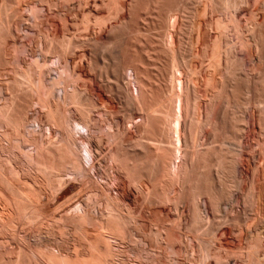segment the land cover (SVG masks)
<instances>
[{
    "label": "bare ground",
    "instance_id": "bare-ground-1",
    "mask_svg": "<svg viewBox=\"0 0 264 264\" xmlns=\"http://www.w3.org/2000/svg\"><path fill=\"white\" fill-rule=\"evenodd\" d=\"M36 1L41 6L42 4L47 5L46 10L53 11L52 13L55 14V18L52 19H56V15H61L59 14V10L63 12L64 7L67 12V14L65 13V18L68 19L66 16H69V18L75 16L73 18L77 26H79L77 22L81 19L83 22H81V25L84 26L82 28L85 33L83 32V37H81L78 33L79 31L75 34L76 31L74 32L73 30L74 34L72 33L73 35L69 36L71 33L67 34L69 30L65 28V25L61 31L58 26L59 24L55 25V23L53 25V21L51 23L53 30H50L51 32L53 31L51 36L58 43H55L56 45L54 46V41L52 42V39H49L52 42V46L47 45L49 46L47 47V52H44L47 53L45 54L46 56L42 51L41 54L39 53L40 55L38 54L42 57L41 62L38 61L40 57L37 59L33 58L36 60L34 67L37 69L39 67L41 68L42 64L43 66L49 64L50 67V62L54 61L52 63H55V65L59 63L60 67L61 65L63 66V71L65 70L64 74L67 72L70 75L79 68L78 66L75 70V65L74 71H66L65 69V67L69 69L72 66L71 59L74 57L72 56L74 50L77 52V48L83 49V46L86 47L88 45L86 43H89V48L91 47V50H89L91 52V61H88L90 64L88 66L91 70L89 72L92 73L90 74L84 68L82 69L84 65L81 61V69L75 73L80 76L83 82V88L80 87L78 89V85L75 84V77L72 80L73 76L71 78L67 76L65 82L66 77H64L65 79L62 77L64 74L58 72L60 69L59 66L57 69V74L59 73L57 76L58 79L53 77L54 80L48 83L45 79L49 74L46 77L44 74L48 73L49 67L45 72L38 70L39 72H36L38 78L36 77L34 79L35 75L33 76V72L35 69H32L33 63L30 67H26L25 71L21 67V64H18L21 67V69L19 67L21 72L19 73V70H16L15 74H17L16 72L19 73L17 76L12 72L15 75L13 78L17 77V80H14L15 83L12 81L15 85H11L15 89L12 90L9 88V83V86L6 87L15 93L16 91L17 93L24 91L22 95L17 94V96L19 95L25 98L26 96L27 98L31 97L32 100L29 98L26 99L27 101L30 100L28 104L30 102L34 103L33 98L37 96L38 102L36 104L38 103L39 107L45 111L44 113L46 115L44 113L43 115L47 119L45 122L39 119L44 123L36 119L38 115L34 117L35 119H32V116L30 117L28 113V106L31 107L33 104L31 106L27 105L25 98L15 97V99L13 93L11 94L13 101L8 103L6 102L8 100L7 93L5 95L6 98L3 99L5 104L2 103L4 105L0 107V120L4 119V121L2 120L5 122L4 124L8 128L10 127L9 130L12 129L14 141L22 143L21 146L28 144L29 147H33L31 152L26 149L29 153L25 156L27 159H24L30 162L34 161V163L39 162L40 164L43 162L39 166L36 165V170L38 171L39 167V171L42 172L44 177L47 176V173L48 175L52 173V176L58 177L59 180H61V174L59 173L67 166H71L70 168H73L72 171L80 172L85 169L83 165L85 167V162H87V164L89 163L91 165H88L90 170L94 169L95 161L102 152L104 153L101 149L103 148L105 140H107L108 143L114 144V147L115 145L117 146V150L110 157L113 164L117 165L120 169L117 168L116 171H121L120 173L114 171L118 174L116 176L111 174V177L114 176V181L118 182L121 177L120 175H122L124 179L126 178L128 180L130 186L132 185L142 195L145 194L144 206L140 207V210L137 209L139 210L137 214L136 211L132 210L130 202H128V196L127 194L124 195V191L123 197L118 196L120 198L114 199L106 198L103 202L99 196V201L102 203H96L99 198L97 197L98 199H96L95 197L94 199L97 200L95 204H93V201V205L89 202L90 204L86 205V208L81 204L76 205L74 212L80 214L77 213L76 222L73 221L74 219L72 221L75 225L77 223L81 231V237L83 236L85 238L81 241H85L86 243L87 239L92 246V249H90L92 252L90 251L91 254L89 255L91 264H113L116 261L118 264H127L126 257L128 256L125 255L126 252L124 253V251L118 249L121 247L120 244L123 245L125 241L133 244L136 243V245L138 244L140 248H131L130 253L133 256L136 255L144 259L146 264H156L161 259L166 260L164 262L166 264H188L189 262L192 264H229L233 260L240 262V264H264V0ZM36 7L33 6L31 9H37L38 7ZM38 9L37 11H39ZM34 10H31V12L33 15L36 14L35 17L37 16L39 18L40 16L38 15L43 14L41 13L43 9L42 11L40 9V13ZM49 10H47V14L50 13ZM30 16L32 17L31 14ZM51 16L54 15L52 14ZM124 16L128 17L125 18ZM241 16L244 20L240 19ZM17 18L19 19V16ZM65 18H61L63 19L62 21H66ZM15 23H18V21ZM47 23L45 22V24ZM67 23H70L69 19ZM113 23H118V25L112 26ZM1 25H3V22ZM61 25L63 26V24ZM73 25L75 24L73 23ZM109 25L112 28H110L108 39H106L107 41L105 43L93 38V35L91 36L94 28L99 27V31L103 32L105 29L107 30ZM4 26L0 28L2 29ZM70 26L69 29L78 30L76 26H73L74 28H72V24ZM64 28L68 30V32L65 30L66 34L63 33ZM5 29L8 30L7 27H4L2 29L3 31L0 32L7 31ZM50 31L48 32L50 33ZM7 33L0 35L3 37L4 35L8 36L9 34ZM3 37L0 38L4 41L5 45L7 38L5 39ZM32 37L34 36L32 35ZM47 37L49 38V36ZM28 41L31 40L28 39ZM51 42L48 41L47 43L50 44ZM2 48L4 49L5 47ZM24 50L27 49L25 48ZM27 51H24V53ZM71 51L72 54L70 53ZM105 51H109L110 53L109 62L105 61L102 57ZM79 54L78 56H81ZM240 54L243 56L241 57ZM0 55L2 54L0 53ZM16 57L17 55L15 59H17ZM2 58L0 59L2 60ZM55 59L57 60L55 61ZM5 63L1 64L4 65ZM17 63H20V61ZM75 64L78 65V62ZM245 64H248V68L245 67ZM6 67L9 66L6 65ZM53 72L55 71L53 70ZM68 78L72 80V86L70 82H67L69 80ZM93 79L97 80L98 87L111 98L110 100H116L118 102L120 113L116 112V114L118 115L119 113L121 118H114L113 115L116 116L114 114L116 110L112 109L114 107H111V102L103 100L102 97L100 100H96L94 86L91 84ZM49 80H51V77ZM76 81L78 82V80ZM64 83L65 85L66 83L70 84L61 86L62 88H60V85H64ZM68 86L70 90L71 87L73 89L70 91L71 93L68 91ZM23 88H27V91L25 89L22 90ZM59 88L62 91L61 99L57 94L58 90H60ZM8 92L11 93V91ZM26 92L28 93L27 95L25 94ZM33 94L34 97H32ZM62 104L70 107L65 108L67 109L65 113L61 110ZM26 108H28V111ZM71 108H74V110ZM95 115L100 116L102 119L103 117L108 119L106 121L107 123L109 121L107 124L108 127L106 126L108 130L105 133L106 135H104L107 136V139L103 136L102 127L97 125ZM2 124H0L1 127L4 126ZM35 124L41 130L39 131L42 135L40 136L41 138H43V135L50 137L54 131L58 135L54 139L57 140L60 136L61 141L59 142L61 144L58 145L59 143H56V147L55 145L51 146L52 148L54 147L52 149L49 145H52L56 141L47 142L49 144L46 150L42 143L48 138L47 136L44 137L45 139L43 138L42 142L40 141L42 140L41 138L38 140L36 139L38 137L35 136L27 139L25 136L26 132L30 134V137L31 134L36 133ZM32 127L33 132H30L29 129H32ZM115 128L116 132L114 131ZM5 132H2L3 134L1 133L2 136L7 133ZM10 132L4 136L3 140L8 139L6 141H9L7 137ZM136 134L137 136H135ZM251 138L257 141V152H254L253 149L255 147L252 149V145H250L249 141ZM50 141H52L51 137ZM47 144L45 143L46 146ZM15 149H11V151ZM106 156H103V158H106ZM6 161L7 159L4 162ZM7 163L9 167L10 165L12 166L11 163ZM44 163H48L46 164V168H44ZM49 164L50 166L48 167ZM53 165L59 166L55 167ZM62 167L63 170L61 169ZM238 167L241 169L240 172H238ZM11 168L8 170H12L9 173L14 178L15 173L12 174V172H15L17 169L14 168V171L13 166ZM109 168L111 169L112 167L109 166ZM87 170L83 171L86 173ZM83 171L80 173L82 174ZM0 172L2 173V171ZM17 173L19 172L17 171ZM49 177L51 178L50 175ZM5 178L7 179L6 176ZM53 179L55 180V178ZM58 179L57 181L59 182ZM52 180L49 181L52 182ZM57 181H54V187L57 185H55V182L58 183ZM35 183L37 184V182ZM115 185L117 184L115 183ZM1 186L4 185L2 184ZM58 186L60 187V182ZM94 187L96 188L95 185ZM97 187H99L98 184ZM109 187L105 188L109 189ZM7 188L10 190L9 187ZM60 189L62 190L61 187ZM8 193L10 195V192ZM16 193L20 194L17 191ZM37 197L40 198L39 194ZM42 197L44 199V196ZM43 199L41 198V200ZM20 201L23 202L24 199ZM8 202H6V205H8ZM14 202L12 201V203ZM10 204L9 202V207L11 206ZM96 204L98 205L96 206ZM28 205L26 206L27 208ZM89 205L91 207H103V210L101 209V211L98 207L100 211H98L99 215L96 216V207H94L95 209H89L91 208ZM21 206L24 207L22 203ZM162 206L164 209H161ZM16 207L18 206L16 205ZM29 207L31 206L29 205ZM15 209L16 211L18 209L20 212L19 207ZM237 209L239 210V216L236 217L238 214L235 217L232 216L237 212ZM186 210L188 214H186ZM26 211L27 209L21 213H25ZM37 211L39 212V210ZM19 212L18 214H21ZM3 216H1L2 219ZM35 217L37 219V216ZM35 217L33 216V218ZM33 218L31 219L33 220ZM10 219L5 220L10 221ZM27 219L25 220L28 223L33 222L31 219V221ZM8 221L7 224H9ZM58 221L60 223L62 219L60 218ZM22 223L24 225V222ZM60 224L62 225V222ZM9 225L13 226V224ZM86 225H90L91 227L94 225V227H98V229L95 228L98 231L95 232L93 230L94 234H91V231L89 232L90 226L87 229ZM78 227H76L77 230ZM137 227L142 230H138L141 232V235H138ZM233 233L234 236H237L235 238L238 240V243L241 244L238 247H231L228 243ZM23 235L25 236V234ZM149 239L152 240L153 245H156L154 249L150 248L152 243L150 244L151 240L149 241ZM85 243L84 245H86ZM88 246L91 248L89 244ZM36 253L42 256L45 251L43 253L42 251ZM130 253L128 252V254ZM58 255L52 254L46 257L45 254L44 257L48 258V260L50 259L51 264H80L81 261H84L81 259L79 261L80 263H78L79 258L77 259V257V261H75V259L72 260L66 256L62 257V254ZM44 257L43 259H45ZM20 258L16 260L19 261ZM90 262H86V264H90ZM141 262L143 263V261ZM14 263L16 264V262ZM17 264H22V261ZM48 264H50L49 261Z\"/></svg>",
    "mask_w": 264,
    "mask_h": 264
},
{
    "label": "rangeland",
    "instance_id": "rangeland-1",
    "mask_svg": "<svg viewBox=\"0 0 264 264\" xmlns=\"http://www.w3.org/2000/svg\"><path fill=\"white\" fill-rule=\"evenodd\" d=\"M15 1V2H14ZM17 1V2H16ZM34 0H0V27L1 26H4V25H6V26H4L5 28L7 27L8 28V30L7 29H5V30H7V31H4V32H0V34H4V33H6V32H8L7 34H9L8 36L7 35H4V37L2 36V35H0V37L2 38H7V40H5V42H6V46L4 45V41L1 39L0 40V53L2 54V55H0L1 57L0 58H2V60H3V62H1L2 60L0 59V65H1V67H0V107L1 106H3L4 104H5V102H4V98H6V96L5 95H7V93H8V95H7V99L9 100H5L6 102H8V103H11V101H13L12 99H13V96H14V98L15 97H21V98H25V97H22V96H19V95H22L23 94V92L24 91H19V92H22V93H17V91H16V93L15 92H13L12 90H14L15 88H13V87H11V85H15L14 83H15V81L14 80H17V77L16 78H13L15 75L17 76L20 72H21V67L22 68H24V71L26 70V67L28 68V66L30 67L31 66V64L33 65V67H34V62H36V60H34L33 58H39L40 56V54H41V51H42V53L45 55V54H47V53H44V52H47V47H49V46H52V42L54 41V46L58 43V41H56V40H53V37L51 36L52 34V32L50 31V30H53V26H52V24L54 25L55 23V25H58L59 26V28H60V30L62 31V27H64V25H65V28L66 29H68L69 30V32H68V30H66L65 28H64V30H63V33L64 34H66V31L68 32L67 34H69V33H71V34H69V36H72L73 34H74V32L76 31V33L75 34H77V31H79L78 33H79V35H81V37H83V35H82V33L84 32V30H83V28H84V26L83 25H81V19L77 22V24H79V26H77L76 25V22L74 21L75 19L73 18V17H75V16H71V18H69V16H66L68 19H69V22L72 24V28H74L73 26H76L77 27V29L78 30H76V29H69L71 26V24L70 23H67V21H68V19H66L65 18V15L67 14V12H66V10H65V8L63 7V12H62V10L60 11L59 10V14H61V15H56V19L58 20H56V19H52V18H55V14L54 13H52L49 9H47V10H49V12L51 13V15L53 14L54 16H51L50 15V13H46L47 12V10L45 9V8H47V5H45V4H42V6H43V8H42V6H41V4L38 2V1H36L35 0V2H33ZM24 2V3H23ZM7 3V5H5V4ZM21 3V4H20ZM26 3V4H25ZM31 3V4H30ZM36 3H37V7L38 8H40L41 9V11H42V9H43V11L41 12V13H43V14H41V15H43V16H41V15H38V16H40L39 18L37 17H35V15H33V13L31 12V10H34L35 8H33V9H31V7H33V6H35L36 7ZM14 4H16V5H14ZM30 6H29V5ZM34 4V5H33ZM40 4V5H39ZM5 6V7H4ZM8 7V9H7V7ZM15 6V7H14ZM41 6V7H40ZM36 7V8H37ZM7 10H6V9ZM37 8V9H38ZM62 8V7H61ZM12 9V10H11ZM24 9V10H23ZM28 9V11H26V10ZM31 9V10H30ZM37 9H35L34 11H37ZM40 9H38L39 11H40ZM45 9V10H44ZM22 10V11H21ZM14 11V12H13ZM17 11V12H16ZM33 11V12H34ZM39 11H37V12H39ZM8 14H7V13ZM36 12V13H37ZM62 12V13H61ZM6 15H5V14ZM12 13V14H11ZM32 15V17L30 16V14ZM35 13V12H34ZM40 13V12H39ZM38 13V14H39ZM66 13V14H65ZM62 14H63V16H62ZM15 15V16H14ZM50 15V16H49ZM19 16V19L17 18ZM22 17V18H21ZM29 17H31V18H33V19H31V18H29ZM35 17V18H34ZM51 17V18H50ZM125 18L126 17H128V16H124ZM2 18V19H1ZM14 18V19H13ZM43 18H45L44 20H42ZM59 18V19H58ZM61 18H65L66 19V21H62L63 19H61ZM244 18V17H243ZM13 19V20H12ZM37 19H39V20H37ZM240 19H242V16H241V18ZM15 20V21H14ZM20 20V21H19ZM33 20V21H32ZM42 20V21H41ZM47 20V21H46ZM242 20H244V19H242ZM3 22V25H1L2 24V22ZM18 21V23H15V22H17ZM39 21V22H38ZM47 23V24H45V22ZM54 21V23H52ZM7 22V24H5ZM32 22V23H31ZM33 22H35V23H33ZM63 22V23H62ZM64 22H66L67 23V26L69 25V27H67L66 26V23H64ZM11 25H10V24ZM20 23V24H19ZM24 23H26V24H24ZM50 23V24H49ZM52 23V24H51ZM73 23L75 24V25H73ZM83 23V22H82ZM16 24H18L17 26H18V29H17V26H16ZM30 24V25H29ZM32 24H34V25H32ZM38 24H39V26H38ZM61 24H63V26L61 25ZM11 26V28H10V26ZM28 25V26H27ZM48 25V26H47ZM115 25H118V23H113L112 24V26H115ZM48 28H47V27ZM51 26V27H50ZM61 26V27H60ZM111 25H109V27H107V30L105 29L103 32H100L99 31V27H96V28H94L92 31V34H91V36L93 35V38H95V39H97L98 41H101L102 43H105L107 40L106 39H108V33H109V31H110V28H112V26L110 27ZM4 27H2V29L4 28ZM27 27H30V28H27ZM33 29H32V28ZM39 27H41L40 29H39ZM45 27H46V29H47V31H46V29H45ZM75 27V28H76ZM83 27V28H82ZM37 28V29H36ZM1 28H0V31H3ZM15 29V30H14ZM32 29V30H31ZM97 29V30H96ZM35 30V31H34ZM42 32H41V31ZM45 30V31H44ZM66 30V31H65ZM72 30V31H71ZM73 30H74V32H73ZM34 31V32H33ZM37 31V32H36ZM48 31H50V33L48 32ZM65 31V32H64ZM98 31H99V33H100V35H99V33H98ZM41 32V33H40ZM49 34H48V33ZM80 32H81V34H80ZM20 35H19V34ZM40 33V34H39ZM42 33H43V35H42ZM73 33V34H72ZM85 33V32H84ZM83 33V34H84ZM34 36V37H32V35ZM46 34H48L47 36H49V38L46 36ZM31 35V36H30ZM78 35V36H79ZM38 36V37H37ZM40 36V37H39ZM52 38H51V37ZM14 37V38H13ZM9 38V39H8ZM13 38V39H12ZM47 38V39H46ZM27 39V40H26ZM28 39H30L31 41H28ZM33 39V40H32ZM45 39V40H44ZM49 39H52V42H51V40H49ZM14 41V42H13ZM16 41V42H15ZM51 42L50 44H48L47 42ZM56 41V42H55ZM27 45H26V44ZM56 43V44H55ZM31 44V45H30ZM38 44V45H37ZM86 44H88V45H86ZM86 44H84V45H86V47H84L83 45V49H79V48H77L78 50H77V52H76V50H74V52H73V54H72V51L70 52L71 54H72V56H74V57H72V66H70V68L69 69H67L66 67H65V69H66V71L67 70H71V71H74V66L76 65V68H75V70L78 68V66H79V68L76 70V71H78L79 69H81V66H82V62H83V65L84 66H82V69L84 68V70L86 71V72H88V73H92V72H89V71H91L90 70V64H89V62L91 61V52L89 51V50H91L90 48H89V46H90V44L89 43H86ZM4 45V46H3ZM35 45V46H34ZM47 45H49V46H47ZM36 46H37V48H36ZM46 46V47H45ZM2 47H5L4 49L2 48ZM31 47H32V49H31ZM34 47H35V49H34ZM1 48H2V50H1ZM27 49V50H24V51H27L26 53H24V51H23V49ZM46 48V49H45ZM86 48H87V51H86ZM31 49V50H30ZM7 50H8V52H7ZM22 50V51H21ZM21 51V52H20ZM30 51V52H29ZM17 52V53H16ZM20 52V54H18ZM23 52V54L25 55L26 54V56H24L23 54H21ZM40 53V54H39ZM77 53V54H76ZM80 53V54H79ZM82 53H83V55L85 56L86 55V57H84L83 55H82ZM4 54V55H3ZM35 54V55H34ZM39 54V55H38ZM78 54L79 55H81V56H78ZM90 54V55H89ZM17 55V59H15V56ZM19 55H20V58H19ZM33 55V56H32ZM44 55H42V56H44ZM77 55V56H76ZM110 53H109V51H105V52H103V58H104V60L105 61H107V62H109L110 61ZM7 56H8V58H7ZM26 58H24V57ZM37 56V57H36ZM46 56V55H45ZM44 56V57H45ZM240 56H241V54H240ZM243 56V55H242ZM241 56V57H242ZM6 57V58H5ZM31 57V58H30ZM70 57H71V55H70ZM76 57H78V58H76ZM80 57V58H79ZM82 57V58H81ZM4 58H5V60H4ZM52 58H54L53 56H52ZM73 58H74V60H73ZM87 60H86V59ZM85 61H84V60ZM88 59H90V60H88ZM14 60V61H13ZM15 60H16V62H15ZM52 60H54V59H52ZM57 59H55V61H56ZM8 61V62H7ZM20 61V63H17V62H19ZM39 62H41L42 61V57H40L39 58V60H38ZM80 61V62H79ZM82 61V62H81ZM87 61V62H86ZM89 61V62H88ZM4 62H6L5 64L7 65V66H12L13 67V69H12V67H6V65L4 64V65H2L1 63H4ZM52 62H54V61H51L50 62V67H49V64H47V65H45V66H43V64H42V66H41V64H40V66H41V68L43 67V69H41L40 67L37 69V68H33L32 67V69L34 70L35 69V71L33 72V76H34V79H36V77L38 78V76H36V75H38L37 73L39 72L38 70H41V71H46L47 70V68L49 67V69H48V73H45L44 74V76L46 77L48 74L50 75V77H51V80H49L50 79V77H49V75L46 77V81L48 82V83H50L52 80H54V78L55 79H58V74L59 73H62V74H64V71H63V66L61 65V67L59 66L60 64L58 63H56V65H55V63H52ZM77 63L78 62V65L77 64H75V63ZM15 63H16V65H15ZM74 63V64H73ZM9 64V65H8ZM21 64V67L19 66V65ZM54 64V65H53ZM89 65V66H88ZM3 66V67H2ZM25 66V67H24ZM53 66V67H52ZM56 66V67H55ZM58 66L60 67V69H59V71L57 70L58 69ZM88 66V67H87ZM6 67V68H5ZM16 67V68H15ZM19 67H20V69H19ZM72 67V68H71ZM245 67L246 68H248V64H245ZM2 68V69H1ZM56 68V69H55ZM62 68V69H61ZM4 69H5V71H4ZM12 69V70H11ZM52 69V70H51ZM87 69V70H86ZM11 70V71H10ZM18 71V72H16L17 74H15V71ZM28 70V69H27ZM50 70V71H49ZM53 70L55 71V72H53ZM63 72H62V71ZM83 70V71H84ZM10 71V72H9ZM57 71L59 72L58 74H57ZM71 71H70V73H71ZM75 71V72H76ZM15 74H13V73ZM37 72V73H36ZM49 72H51V73H49ZM75 72H72L70 75L67 73V75H61L62 77H63V79H65L64 77H66V79H65V82H66V80H67V76L69 77L70 76V78L73 76V78H72V80L74 79V77H75V84L76 85H78L77 87H79L78 89H80V87H82L83 88V82H82V80L80 79V76L79 75H77V73H75ZM79 72V71H78ZM2 73V74H1ZM10 73V74H9ZM56 73V74H55ZM75 73V74H74ZM12 74V75H11ZM74 74V75H73ZM3 75V76H2ZM7 77V78H5V77ZM60 76V77H61ZM77 76H79V78H77L76 79V77ZM2 77H4V78H2ZM11 77V78H10ZM54 77V78H53ZM48 78V79H47ZM62 79V78H61ZM62 79V80H63ZM69 79V78H68ZM5 80V81H4ZM72 80H68L67 82H70V83H66V85L67 84H70L71 86H72ZM76 80H78V82L76 81ZM11 83H10V82ZM12 81H14V83L12 82ZM64 81V80H63ZM81 81V83H79ZM3 82H7V84H5V83H3ZM5 85V88H4V85ZM10 84V86H9V84ZM78 83V84H77ZM75 84H74V86H75ZM91 84H92V86H94V92H95V94H94V96L96 97V100H100V98L102 97V99L103 100H106V101H109V102H111V107H114V108H112V109H114V110H116L115 112H114V114H116V112H119L120 113V111H119V105H118V102L116 101V100H110L111 98L110 97H108V95L106 94V93H104L99 87H98V82H97V80H95V79H93L92 81H91ZM94 84V85H93ZM97 84V85H96ZM65 85V83H64V85L62 84V85H60V88H62L61 86H66ZM69 85V86H70ZM6 86H9V88H11L12 90H10L8 87H6ZM68 86V87H69ZM25 87H27V86H25ZM76 87V88H77ZM98 87V88H97ZM59 88V89H60ZM66 88V87H65ZM73 88H75V87H73ZM7 89V90H6ZM25 89V91H27L26 89L27 88H23L22 90H24ZM2 90H3V92H2ZM73 89H72V87H71V90H70V87L68 88V91H69V93H71L70 91H72ZM8 91H11V93L10 92H8ZM61 93H60V92ZM101 91V92H100ZM3 93H5L4 95H3ZM14 94L13 96L11 95V94ZM16 94V95H15ZM17 94H19L18 96H17ZM26 95L28 94L27 92L25 93ZM57 94L59 95L58 97L61 99V97H62V91H61V89L60 90H58V92H57ZM105 94V95H104ZM3 95V96H2ZM25 95V96H26ZM100 95V96H99ZM32 97H34V94H33V96ZM2 98V99H1ZM30 100H32L31 99V97H28ZM27 98V96H26V98H25V101H27L26 99H28ZM35 98H36V100H35ZM16 99V98H15ZM18 99V98H17ZM38 98H37V96L36 97H34L33 98V101H34V103L32 102H30L29 104H28V102L30 101H27V105H32L33 104V106H31V107H29L28 106V108H26V110L28 111V113H29V116L31 117L32 116V119H35L34 117H36V115H38L37 117H39V118H37L36 117V119H41V120H43L44 122H45V120L47 119V118H45V116L44 115H46V113H44L45 111H43L40 107H39V104L37 105L36 104V102H38V100H37ZM18 101V100H17ZM115 101V102H114ZM19 102V101H18ZM2 103H4L3 105H2ZM113 103V104H112ZM35 106V107H34ZM36 106H38V107H36ZM63 106H64V108H63ZM34 108H35V110H34ZM40 108V109H39ZM65 108H70V107H68V106H66V105H61V110H63V112L65 113L66 112V110L67 109H65ZM1 109V108H0ZM30 109H32V110H30ZM72 110H74V108H71ZM37 110V111H36ZM41 110V111H40ZM113 110V111H114ZM118 110V111H117ZM26 111V112H27ZM43 111V112H42ZM37 112V113H36ZM42 112V113H41ZM1 113V112H0ZM39 113V114H38ZM43 113H44V115H43ZM119 113H118V115L116 114V116H118V117H116L115 115H113L114 116V118L115 119H119V118H121L120 116H119ZM35 114V115H34ZM41 114H42V116H41ZM1 116V115H0ZM100 116H97V115H95V118H96V121H97V125L99 126H101L102 128V130H103V136L104 135H106L105 133H106V131L108 130V128L106 129V126L108 127V123H109V121H108V123L106 122L108 119H106V117H103V119L101 118H99ZM0 119H1V117H0ZM104 119H105V121H104ZM3 121H4V119H2ZM2 120H0V121H2ZM41 120H39V121H41ZM2 121V123L4 124L5 122H3ZM43 121H41V122H43ZM104 121V122H103ZM137 121H139V120H137ZM43 122V123H44ZM102 122V123H101ZM106 122V123H105ZM2 123H0V124H2ZM46 123H47V121H46ZM104 123V124H103ZM2 124V125H3ZM103 124V125H102ZM38 125L37 124H35V130H36V133H34L33 135L31 134V137H30V134H28V132H26V134H25V136L27 137V139L29 138V139H31L33 136H35V137H38V138H36V139H38V140H40V136H42L41 134H40V132L39 131H41V130H39V127H37ZM99 126V127H100ZM4 127V128H3ZM7 130H6V129ZM10 128V127H9ZM9 128H8V126H6V124H4V126H2L1 127V125H0V147L2 148V150H1V148H0V152H2V153H0V157H2L1 158V160H0V166H2L1 168H0V171H2V173L0 172V184L2 185H4V186H1L0 185V200L2 199V198H4L5 200H7V201H9L11 204V206L9 207L8 205H9V202L7 203L8 205H6V202L7 201H5L4 199H2L1 200V202H0V215L1 216H3V219H2V217L0 216V219H1V221H3V222H1L0 221V229H1V231H0V263L3 261L4 262V264L6 263V264H13L14 262H16V264L19 262V263H21V261H22V264H48V261H49V263L51 264L52 262H50L51 260L49 259L48 260V258H45L44 257V255L46 254V257L48 256H50V255H61L62 254V257H69V258H71L72 260H74L75 259V261H77V259H78V263H80L79 261H81V259L82 260H84V261H81V263L83 264H86V262H90V257H89V255L91 254L90 253V249H92V246H91V244L87 241V239H86V243H85V241L83 242V241H81V240H84L85 238H83V236L81 237V235H80V233H81V231H80V229H79V227H78V225H77V223H76V225H75V223L74 222H76L75 220H76V216H77V213L78 212H74V209H75V207H76V205L78 206L79 204H81L82 206H84L85 208H86V205H88V204H92V201H93V204H95V202L97 201L96 199H98V201L96 202V203H98V202H100L99 200H100V197H101V201L103 202L104 201V199H106V198H110V199H114V198H120V197H118V196H121V197H123V193H124V195L125 194H127V196H128V202H130V205H131V207H132V210L133 211H136V214H137V212H139V210L141 209L140 207H143L144 206V197H145V194L144 195H142L141 194V192H139L137 189H134L133 188V186L131 187L130 185H129V182H128V180L125 178L124 179V177H122V175H120L121 177H120V181L118 180V182H115L114 181V176H116L118 173H120V172H118V171H116L117 170V168L119 169V167H117V165H115V164H113V161L111 160V157H110V155L113 153V152H115V150H117V146L115 145V147H114V144H112V143H108V141L107 140H105V143L103 144V148L101 149L102 151H104V153L102 152L101 153V155H99V157H98V161L96 162L95 161V168L94 169H91L90 170V167L89 166H91L89 163L87 164V162H85V163H83V164H85V167H84V165H83V168H85L86 170L88 169V167H89V171L87 170V172H89V173H85L84 171H86L85 169H83V170H81V171H83L84 172V174H83V172H82V174H83V176H82V174L78 171H72V169L70 168L71 166H67V167H69V168H64V170H63V167L61 168L63 171L61 172V173H59V174H61V180H62V182H61V180H59L58 179V177H56L55 176V174H54V176L55 177H53L52 176V173L51 174H49L50 176H51V178L49 177V175H48V173L47 172H45V173H47V176H46V174L45 173H43V174H45V176L46 177H44V175H42V172L41 171H39V167H38V171L36 170L37 169V166L36 165H41L39 162H36V163H39V164H36V163H34V161L32 162H30L29 160H25V159H27L25 156H27L28 155V153H29V151H27V150H30V152H31V150L33 149V147L31 148V147H29V145L28 144H26V146H24L25 144H23V146H21L22 145V143H18V142H16V141H14V136H13V134H12V129H10L9 130ZM5 129V130H4ZM30 130V132L33 130V127H32V129L30 128L29 129ZM8 133V132H10V136L8 135V137L7 138H9V141H6V140H8V139H5V140H3L4 139V136L7 134L6 132ZM114 131L116 132V128L114 129ZM5 132L6 134L5 135H3L2 136V134ZM33 132V131H32ZM2 133V134H1ZM38 134H39V136H38ZM135 134V133H134ZM12 135V136H11ZM47 136V135H46ZM46 136H44L43 135V138L44 137H46ZM52 136H53V138H52ZM58 135H57V133L56 132H54L53 131V133H52V135L50 136L51 137V140L52 141H50V137H48L49 138V141H48V138H44L45 139V141H43V138H41L42 140H40L41 142L43 141L44 143H42L44 146H45V149L48 147V144L50 143V142H53V141H56V142H54V143H52V145H49V147H51V146H53V145H55V147H56V143L58 144V145H60L61 143L59 142V141H61V137L59 136L58 138H57V140L56 139H54V138H56ZM135 136H137V134L135 135ZM11 137V138H10ZM6 138V137H5ZM60 138V139H59ZM104 138L105 139H107V136H104ZM253 138V137H252ZM251 138V140L249 141L250 142V145H252V149L254 150V152H257V150H258V148H257V141H254L253 139ZM4 141H2V140ZM13 139V140H12ZM58 141V142H57ZM106 141H107V143H106ZM47 142H49L48 144H47ZM45 143L47 144V146L45 145ZM3 146H2V145ZM106 144V145H105ZM14 145V146H13ZM58 145H57V147H58ZM110 145V146H109ZM11 146V147H10ZM19 146V147H18ZM43 146V147H44ZM109 146V147H108ZM114 148H113V147ZM5 149H4V148ZM22 147V148H21ZM10 148V149H9ZM14 148H16L15 150H13V151H11V149H14ZM29 148H31V149H29ZM52 148V147H51ZM50 148V149H51ZM111 148V149H110ZM9 149V150H8ZM27 149V150H26ZM49 149V148H48ZM52 149H54V147L52 148ZM109 149H110V151H109ZM11 151V152H8V151ZM17 150V151H16ZM47 150V149H46ZM4 151H6V152H4ZM18 151H20V152H18ZM24 151V152H23ZM27 151V152H26ZM109 151V152H108ZM8 152V153H7ZM13 155H12V154ZM23 153V154H22ZM25 153V154H24ZM10 154H11V156H10ZM22 154V156H20ZM109 154V155H108ZM107 155V156H106ZM7 156V157H6ZM13 156V157H12ZM15 156V157H14ZM103 156H106V158H103ZM5 157V158H4ZM12 157V158H11ZM108 157H110V158H108ZM25 158V159H24ZM102 158V159H101ZM7 159V161L6 162H4L5 160ZM11 161H10V160ZM14 159V160H13ZM21 159V160H20ZM20 160V161H19ZM15 161V162H14ZM29 161V162H28ZM100 161V162H99ZM7 162H9V164L11 163L12 164V166H13V170H14V168L15 169H17L15 172H12V174H14L15 173V175L13 176L14 178H12L11 176L12 175H10L11 173H9V172H11L12 170H8V169H12L11 167V165H10V167L8 166V163ZM30 163L29 165H31V166H29L28 165V163ZM99 162V163H98ZM31 163H33V164H31ZM101 163H102V165H101ZM111 163V164H110ZM2 164V165H1ZM15 164V165H14ZM46 164H48V163H44V168H46L47 167V165ZM55 164H57V163H55ZM108 164V165H107ZM4 165V166H3ZM21 165V166H20ZM33 165V166H32ZM89 165V166H88ZM100 165V166H99ZM112 165V166H111ZM8 166V167H7ZM29 166V167H28ZM50 166V164L48 165V167ZM53 166H55V165H53ZM59 166V165H58ZM57 165L55 166V167H58ZM101 166H102V168H101ZM108 166V167H107ZM109 166L110 167H112L111 169L109 168ZM41 167V166H40ZM42 167V168H43ZM98 167V168H97ZM7 170H6V169ZM31 168V169H30ZM105 168V169H104ZM240 167H238V172H240L241 171V169H239ZM107 169V170H106ZM114 169V170H113ZM5 172H4V171ZM22 170V171H21ZM24 170V171H23ZM41 170V169H40ZM94 170V171H93ZM100 170V171H99ZM120 170V169H119ZM17 171L19 172V173H17ZM36 171V172H35ZM43 171V170H42ZM91 171V172H90ZM103 171V172H102ZM118 172V173H115V172ZM25 172V173H24ZM75 172V173H74ZM95 172V173H94ZM106 172V173H105ZM112 172V173H111ZM113 172H114V174H113ZM7 173H9V174H7ZM16 173H17V176H16ZM38 173V174H37ZM40 173V174H39ZM72 173V174H71ZM74 173V174H73ZM78 173V174H77ZM3 174V175H2ZM20 174V175H19ZM36 174V175H35ZM69 174V175H68ZM79 174H80V176H79ZM111 174L112 175H114V176H112L111 177ZM8 175V176H7ZM33 175V176H32ZM40 175V176H39ZM42 175V176H41ZM67 175V176H66ZM78 175V176H77ZM85 175V176H84ZM87 175V176H86ZM2 176V177H1ZM5 176L7 177V179L5 178ZM10 176V177H9ZM35 176V177H34ZM39 176V177H38ZM100 176V177H99ZM106 176V177H105ZM10 179H9V178ZM17 177V178H16ZM42 179H41V178ZM55 178V180L53 179V178ZM76 177V178H75ZM84 177V178H83ZM109 177V179H107ZM6 179L5 181L7 182V184H5L6 182L4 181V179ZM22 178V179H21ZM31 178V179H30ZM74 178V179H73ZM107 180H106V179ZM2 179H3V183H2ZM15 179H17V180H15ZM21 179V180H20ZM53 179V180H52ZM57 179L59 180V182H60V187L62 188V190L60 189V187L58 186L59 185V182L57 181ZM113 179V180H112ZM10 180H11V182H10ZM38 180V181H37ZM52 180V182H50V181ZM12 181H14V182H12ZM20 181V182H19ZM54 181H57L58 183H56L55 182V187H56V189H54L55 187H54ZM78 181V182H77ZM122 181V182H121ZM25 182V183H24ZM28 182V183H27ZM35 182H37V184L35 183ZM97 182V183H96ZM105 182V183H104ZM108 182V184H106ZM110 182H112V183H110ZM120 182V183H119ZM24 185H22V184ZM34 183V184H33ZM48 183H49V185H48ZM86 183V184H85ZM96 183V184H95ZM104 183V184H103ZM115 183L117 184V185H115ZM122 183V184H121ZM15 184V185H14ZM27 184H29V185H27ZM53 184V186L51 187V185ZM97 184H98V186L99 187H97ZM101 185V187H100V185ZM119 184H120V186H119ZM6 185V186H5ZM9 185V186H8ZM32 185V186H31ZM36 185V186H35ZM37 185H39V186H37ZM94 185L96 186V188L94 187ZM105 185V186H104ZM114 185H115V187H114ZM129 185V186H128ZM13 186V187H12ZM28 186V187H27ZM49 186H50V188H49ZM65 186V187H64ZM110 186V187H109ZM4 187V188H3ZM7 187H9L10 188V190L7 188ZM16 187H18V188H16ZM38 187V188H37ZM94 187V188H93ZM105 187H109V189L108 188H105ZM120 189H119V188ZM7 188V189H6ZM20 188V189H19ZM29 190H28V189ZM52 188V189H51ZM101 190H100V189ZM117 188H118V190H117ZM131 188V189H130ZM2 189V190H1ZM3 189H6V190H3ZM13 189V190H12ZM15 189V190H14ZM42 189V190H41ZM48 189H51V190H48ZM92 189H93V191H92ZM113 189V190H112ZM129 189H130V191H129ZM7 190H8V192H10V195H9V193L7 192ZM22 192H21V191ZM26 190H27V192H26ZM40 190V191H42V192H38V191ZM52 190H53V192H52ZM59 190H61V191H59ZM97 190V191H96ZM103 190V191H102ZM13 191V192H12ZM19 192L20 194H18V193H16L15 194V192ZM59 191V192H58ZM106 191V192H105ZM110 191V192H109ZM124 191V192H123ZM135 191V192H134ZM136 191H138V192H136ZM35 192H36V194H35ZM102 192V193H101ZM129 194H128V193ZM132 192V193H131ZM13 193H14V196H13ZM23 193H25V194H23ZM30 193V194H29ZM43 193H44V195H43ZM109 193V194H108ZM122 193V194H121ZM137 193V194H136ZM38 194H39V196H40V198L39 197H37L38 196ZM61 194H63V195H61ZM100 194H102V195H100ZM106 194V196H104V195ZM118 194V195H117ZM121 194V195H120ZM140 194V195H139ZM4 195V196H3ZM7 195H9V196H7ZM24 195H26L25 196V198H24ZM28 195V196H27ZM37 195V196H36ZM93 195V196H92ZM116 195V196H115ZM133 195V196H132ZM137 195H138V197H137ZM7 196V197H6ZM30 196V197H29ZM42 196H44V199H43V197ZM100 196V197H99ZM135 196V197H134ZM140 196H142V197H140ZM10 197V198H9ZM17 197V198H16ZM29 197V198H28ZM32 197V198H31ZM96 197V199H94ZM98 197V198H97ZM137 197V198H136ZM20 198V199H19ZM24 199V201H26L25 203H23L22 201H20V200H23ZM37 198V199H36ZM41 198L43 199V200H41ZM135 198V199H134ZM141 200H140V199ZM9 199V200H8ZM13 199V200H12ZM18 201H17V200ZM31 199V200H30ZM61 199V200H60ZM87 199V200H86ZM103 199V200H102ZM139 199V200H138ZM14 202L15 200L17 201H15L14 203H12V201ZM35 200V201H34ZM37 200V201H36ZM89 200H91V201H89ZM135 200V201H134ZM23 204V206L24 207H22L21 206V203ZM28 201V202H27ZM106 201V200H105ZM137 201H138V203H137ZM19 202V203H18ZM85 202V203H84ZM90 202V203H89ZM102 202H100V203H102ZM133 202V203H132ZM27 203V204H26ZM28 203H29V205L31 206V207H29V205H28ZM31 203V204H30ZM34 203V207L32 206V204ZM105 203V202H104ZM143 203V204H142ZM92 204V205H93ZM135 204H137V205H135ZM6 205V206H5ZM16 205L20 208V212H19V210L17 209V211L19 212V213H21V212H24L26 209H27V213L25 212V213H21V214H23L22 216H21V214H18V212L16 211V209L15 208H18V207H16ZM28 205V208L26 207ZM37 205V206H36ZM39 205V206H38ZM43 205V206H42ZM98 204H96V206H97ZM3 207V209H2V207ZM8 206V207H7ZM21 206V207H20ZM90 207H91V205H89ZM96 206H93V207H91V208H89V209H95L94 207H96ZM135 206V207H134ZM139 206V208H137ZM88 207V206H87ZM99 207V206H98ZM98 207H96V210H97V212H96V210H94L95 212H96V216H98L99 215V213H98V211H100L101 209L103 210V207H99L100 208V210H99V208ZM238 207H239V204H238ZM6 208V209H5ZM11 208H14V209H11ZM24 210H23V209ZM33 208H35V209H33ZM71 208H72V210H71ZM161 208V207H160ZM23 211H22V210ZM32 209V210H31ZM137 209H139V210H137ZM161 209H164V207L162 206V208ZM239 209V208H238ZM237 209V212H235L234 213V215H232V216H234L235 217V215L236 214H238L239 213V210ZM7 210V211H6ZM12 210V211H11ZM36 212H35V211ZM37 210H39V212L37 211ZM69 210V211H68ZM101 210V211H102ZM15 212V214H13L14 212ZM73 211V212H72ZM92 211V210H91ZM187 211V210H186ZM8 212V213H7ZM34 212V213H33ZM2 213V214H1ZM13 214V216H11L12 214ZM32 213V214H31ZM101 213V212H100ZM135 213V212H134ZM9 214V215H8ZM24 214H25V216H24ZM27 214V215H26ZM73 214V215H72ZM75 214V215H74ZM78 214H80V213H78ZM186 214H188V211H187V213ZM67 215V216H66ZM11 216V217H10ZM14 216H15V218H14ZM33 216L35 217V216H37V219H36V217L35 218H33ZM75 216V218H73ZM211 216V215H210ZM209 216V217H210ZM237 216H239V214L238 215H236V217ZM17 217V218H16ZM27 217H28V219H27ZM72 217V218H71ZM9 218H11L10 219V221L11 222H14V223H16V224H14V223H11L10 221H8L9 220ZM20 218V219H19ZM31 218H33V220L31 219ZM54 218V219H53ZM59 218V219H58ZM60 218L62 219V221H60V223L62 222V225L59 223V221L58 220H60ZM71 218V219H70ZM5 219H8V220H5ZM15 219H16V222H15ZM19 219V220H18ZM25 219H27L28 221H33L32 223H28ZM31 219V220H30ZM49 219V220H48ZM51 219H53V220H51ZM57 219V221H58V223L56 224V222L57 221H55ZM72 219H74L73 221H72ZM210 219L211 220H213L212 219V217H210ZM21 220V221H20ZM35 220H36V222H35ZM210 220V221H211ZM7 221L9 222V224H13V226H15V227H13L12 225H9V224H7ZM20 221V222H19ZM50 221V222H49ZM55 221V222H54ZM22 222H24V225H23V223ZM47 222V223H46ZM3 223V224H2ZM28 225H27V224ZM36 223V224H35ZM43 223V224H42ZM26 224V225H25ZM30 224V225H29ZM3 225V227H1ZM31 225H33V226H31ZM19 226V227H18ZM21 226V227H20ZM23 226V227H22ZM25 226V227H24ZM29 226V227H28ZM66 226V227H65ZM88 226H90V225H88ZM87 225H86V228L88 227ZM5 227H7V228H5ZM10 227V228H9ZM32 227V228H31ZM39 227V228H38ZM41 227V228H40ZM46 227V228H45ZM76 227H78V230L80 231H78L77 229H76ZM92 227H94V225L92 226ZM91 226H90V230H89V232L92 234L94 231L96 232V231H98V230H95V228H97L98 229V227H94V228H92ZM4 228V229H3ZM22 228V229H21ZM25 230H24V229ZM30 228H31V230H30ZM36 228V229H35ZM10 229H14V230H10ZM17 229V230H16ZM27 229V230H26ZM37 229H40V230H37ZM42 229V230H41ZM88 229V228H87ZM135 229H136V227H135ZM4 230H7V231H4ZM20 230H21V232H20ZM29 230V231H28ZM33 230V231H32ZM94 230V231H93ZM138 230H140V228H138L137 227V231ZM27 231V232H26ZM53 231H54V233H53ZM140 231H142V230H140ZM6 232V233H5ZM139 232V231H138ZM10 233V234H9ZM15 233V234H14ZM41 233V234H40ZM44 233V234H43ZM6 234V235H5ZM23 234H25V236L23 235ZM37 234H40V235H37ZM94 234V233H93ZM138 234V233H137ZM236 234V233H235ZM3 235V236H2ZM22 235V236H21ZM138 235H141V232H139V234ZM16 236V237H15ZM37 236V237H36ZM75 237H77V238H75ZM237 238V236L235 235L234 236V233L232 234V238L231 239H229V241H228V243H229V245L231 246V247H238V246H240L241 244L240 243H238V240H236V238ZM13 238V239H12ZM68 238V239H67ZM5 239V240H4ZM4 240V241H3ZM11 240H12V242H11ZM64 240V241H63ZM68 240V241H67ZM151 239H149V241H150ZM26 241V242H25ZM28 241V242H27ZM4 242V243H3ZM127 242V243H126ZM20 243H22V244H20ZM68 243H70V244H68ZM84 243L86 244V245H84ZM152 243V244H151ZM233 243H234V245H233ZM88 244L90 245V247L91 248H89V246H88ZM126 244V245H125ZM128 244V245H127ZM150 248H153L154 249V246H156L155 244L153 245V242H152V240H151V242H150ZM121 245V247H119L118 249L120 250V251H124V253L126 252V256H128V257H126V262H127V264H146L145 263V261H144V259H142V258H140V257H138V256H136V255H134L135 256V258H134V256H133V254H131L130 253V251L132 250L131 248H140L139 246H138V244L136 245V243L135 244H133V243H131V242H129V241H125V243L122 245V244H120ZM55 246V247H54ZM85 246V247H84ZM123 246H125V247H123ZM48 247V248H47ZM75 247V248H74ZM84 247V248H83ZM7 250H6V249ZM18 248V249H17ZM40 248H41V250H40ZM42 248H43V250H42ZM46 248V249H45ZM88 248H89V251H88ZM10 249H14L13 251L12 250H10ZM51 249V250H50ZM54 249H56V250H54ZM85 249V250H84ZM131 249V250H130ZM76 251L75 253H74V251ZM127 250V251H126ZM3 251V252H2ZM7 251V252H6ZM39 251H42V253L45 251V253H43V257L45 258V259H43V257L42 256H39L38 255V253H36V252H39ZM10 252V253H9ZM13 252V253H12ZM20 252V253H19ZM92 252V251H91ZM128 252L130 253V254H128ZM3 255H2V254ZM12 253V254H11ZM77 253H79V254H77ZM5 254H6V256H5ZM8 254V255H7ZM18 254H20V255H18ZM76 254V255H75ZM58 255V256H59ZM78 255V256H77ZM132 255V256H131ZM3 256V257H2ZM11 256V257H10ZM17 256H18V258H17ZM21 258H20V257ZM37 256V257H36ZM24 257V258H23ZM41 257H42V259L44 260H42L41 259ZM76 257H77V259H76ZM20 258V260L18 261V260H16V259H19ZM23 258V259H22ZM28 259V260H27ZM29 259H30V261H29ZM130 259H132V260H130ZM138 259H140V260H138ZM14 261V262H13ZM46 261V262H45ZM86 261V262H85ZM141 261H143V263L141 262ZM191 261V260H190ZM3 262L1 263V264H3ZM25 262V263H24ZM27 262V263H26ZM117 262V261H116ZM113 263V264H118V263ZM160 262V263H159ZM158 263L159 264H163L164 262H166V260H163V259H161L160 261H159ZM80 263V264H81ZM112 263V262H111ZM158 263H156V264H158ZM15 264V263H14ZM90 264H91V262H90ZM120 264V263H119ZM164 264H166V263H164ZM188 264H192L191 262H189ZM229 264H240V262H238V261H230V263Z\"/></svg>",
    "mask_w": 264,
    "mask_h": 264
}]
</instances>
